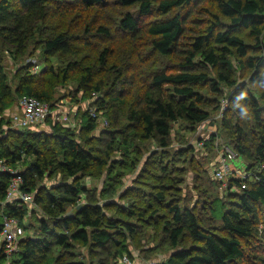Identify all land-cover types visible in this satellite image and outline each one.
I'll return each mask as SVG.
<instances>
[{"label": "trees", "instance_id": "trees-1", "mask_svg": "<svg viewBox=\"0 0 264 264\" xmlns=\"http://www.w3.org/2000/svg\"><path fill=\"white\" fill-rule=\"evenodd\" d=\"M54 1L0 0V132L3 137L0 139V158L20 171L24 178L23 191L33 193L35 203L49 217V221L42 223V236L22 238L18 250L11 257L6 256L5 247L1 246L0 264H63L61 258H55L51 253L56 248L69 249L75 241L83 245L95 243L102 248L113 242L118 245L116 255L119 258L124 255L130 257L127 240H118L114 233L119 227L118 221L106 219L99 203L93 202L90 189L81 182L85 177H96L97 173L103 172L110 156L107 153L105 158L99 146L95 145L92 134L98 124L89 109L97 111L99 106L101 110H108L114 102L124 103L125 96L137 85L140 93L128 116L130 127L137 131L134 138L151 140L168 148L175 122L183 121L196 131L199 125L211 119L212 112L200 106L203 97L195 88L207 83L219 97L225 96L224 88L236 89L223 98L227 97L231 104L241 100L248 105L253 127L260 135L250 143L245 139L243 127H236L239 135L232 148L245 163L248 176L244 180L231 179L229 188L238 189V192L229 194L232 201L226 203V200L218 199L225 205L218 226L205 227L194 210L181 208L172 201L166 202L165 190L171 184L149 185L158 189L155 195L157 202L166 205L168 216L163 217L167 219L163 231L175 249L168 261L162 264H264V214L261 212L264 209V0H118L122 7L138 9L137 14L126 12L121 18V31L133 40L148 34L154 52L178 61L176 68H160L154 72H130L134 70L129 55L126 60L128 49H124L123 59L112 63L114 53L109 47L102 50L97 66H82L84 61L78 58L70 59L65 66L58 68L47 64L50 57L58 54L78 55L74 44L90 35L89 28L81 34L68 30L56 32L46 26L48 7ZM74 1L85 9L106 5L105 0ZM205 1L215 3L218 12L229 22L225 25L216 16L217 20L204 32L190 35L189 19ZM154 13L159 18L148 24L141 21V18ZM241 29L250 30L257 41L255 46H249L239 36ZM97 33L111 36L104 26H99ZM32 41L36 51L47 57L42 61L49 66L40 73L31 72L30 63L7 70V66L1 63L2 59L8 56L14 64L18 63L28 55ZM252 49H259V53L250 54ZM234 51L241 57V65L254 70L250 82L263 87L260 93L262 101L247 86L237 88L230 58ZM207 68L214 71L215 78L205 72ZM75 72L78 73V93H85L83 98L87 93L97 97V102L94 101L96 108L91 105L82 115L79 139L72 129L60 122L52 123V133L24 131L28 128L5 130L4 114L14 106L17 98L34 97L54 108L52 103L57 88L67 85ZM221 124L226 131L233 126L227 111ZM126 134L125 130L119 132V135H124L121 137L114 133L108 147L113 148L114 142H118L130 155L134 145ZM219 137L212 135L202 142L206 152ZM188 145L179 151L196 149L195 145ZM147 163L139 177L134 179L135 184L140 185L142 177L149 174ZM19 164L25 165L24 170L19 169ZM130 164L135 162L132 160ZM166 170V167L162 168L163 172ZM47 172L60 174L68 181L52 188L40 186ZM9 178V174L0 175V200L3 202L0 204V231L4 215L16 218L25 231L24 221L31 207L19 199L4 201ZM83 195L85 201H82ZM215 201L217 199L211 205L209 218L213 222L218 221ZM79 205H82L81 209H78ZM68 207L74 208L75 212L68 211ZM156 212L151 213L152 217ZM135 214L130 211V215ZM138 215H141L139 221H143L144 215ZM124 228L131 235L137 233L131 222H124ZM185 237L192 242L189 247H181Z\"/></svg>", "mask_w": 264, "mask_h": 264}, {"label": "rangeland", "instance_id": "rangeland-1", "mask_svg": "<svg viewBox=\"0 0 264 264\" xmlns=\"http://www.w3.org/2000/svg\"><path fill=\"white\" fill-rule=\"evenodd\" d=\"M105 1L106 5L104 7L91 9H85L74 0H55L49 5V17L45 22L46 26L48 25L55 29L56 32L68 30L81 34L86 28H89L90 35L84 41L74 44L78 55L58 54L50 57V61L47 64H52L55 68H58L65 66L68 60L78 58L81 62L84 61L82 66H97L102 50L109 47L114 53V57L111 60L112 63H117L119 59H123V51L128 49L126 60L128 61L129 55L131 66H133L132 70H134L130 72H154L160 68L167 70L176 68L178 61L175 58L171 56L161 57L152 50L151 37L148 34L133 40L130 35L121 31L119 26L121 18L126 12L137 14V8L122 7L119 5L118 0ZM198 10L194 11L195 13L189 19L188 29L190 30L188 34L190 35L194 36L200 34L199 32H204L209 24L217 20L216 16L225 25L229 22L227 18L218 12L216 4L213 2L205 1L201 3ZM157 18H159L158 14L154 13L141 18V21L148 24ZM99 26L107 27L111 32V36L98 35L97 28ZM239 36L251 47L257 44L250 30L241 29ZM257 50L259 49H252L250 54H258L259 51ZM28 51V55L16 64L8 56L4 57L1 63L6 65L9 71L30 63L32 64L31 72L33 73H40V71L49 66L43 63L42 59L47 60V57H42L41 53L39 54V50L36 51L34 41H32ZM230 58L233 62L234 79L238 82L237 88L247 86L249 91L262 101L260 93L263 87L250 82V75L254 70L241 65V57L235 51ZM141 63L142 65L139 66ZM205 72H208L211 78H215L213 70L207 68ZM77 79L78 73L75 72L67 85L57 88L53 99L54 103H52L55 105L54 108L58 109L55 115L51 116L42 126L35 129H24V131L30 132L34 130L52 133V122L57 121L72 129L79 139V134L82 130V115L91 108V105L96 108L94 101L97 102V97L94 94L90 95V93H87V97L83 98L85 93H78L77 91ZM124 88H127V86H124ZM138 88L137 85L132 88V91L125 96L124 103L117 101L114 102V105H111L109 102L108 110H101L99 106H97L99 110L97 109L96 111L94 109L98 116V127L92 136L94 137L95 145L99 146L100 153L105 158L107 153L110 155L109 162L103 172L97 173L96 177H85L81 179V182L90 189L93 202L99 203L106 219L112 218L118 221L119 227L114 233L118 240H127V248L134 263L162 264L168 261L175 249L168 242L166 233L163 231L167 220L166 218L163 219V217L168 216L166 205L157 202L155 195L158 189L149 185L165 183L167 186L171 184L165 190L166 202L172 201L181 208L194 210L202 219L205 227H212L213 224L218 226L225 211V205L218 199L226 200L225 202L228 203L232 201V198H228L229 194L238 192V189L229 188L232 178L226 179L225 182L217 181L211 170V165L215 161L217 154L223 150L225 152L230 150L236 153L232 145L239 135L236 129L237 126L241 125L243 127L246 135L245 139H248L250 143L256 141L260 133L253 127V121L250 118L252 112L248 105L241 100L231 104L227 97L223 98L234 93L236 89L224 88L225 96L219 97L212 91L211 84L207 83L197 85L195 88L201 92L203 97V103L200 106L210 110L212 116L210 120L199 125L196 131L195 129H193L194 131L190 129L183 121L175 122L172 127L171 142L168 148L160 147L151 140L135 139L134 136L137 131L130 127L128 116L134 102L138 99L137 96L140 93ZM103 95L101 94V96ZM18 103L19 98L16 99L12 109L7 110L4 114L6 131L11 129L19 130V128L12 127L11 123V116L13 112L18 110ZM226 111L233 124L229 131L222 129L221 124L222 116ZM116 119H118L117 122H115ZM124 130L127 131L126 136L129 137L131 144L134 145L129 151L130 155L125 153L124 148L118 142H114L113 148L108 147V143L113 139L114 133L117 137H121L124 135H119V132ZM140 133L139 131L138 134ZM212 135H220V137L214 140L211 149H207L206 152L202 142L209 140ZM1 138L3 137L0 132ZM198 140L200 141L198 142ZM188 144L195 145L196 149L186 152L179 151L182 147L187 148L186 145L189 146ZM132 160L135 162L134 165L130 164ZM146 163L150 167H148L149 174L144 175L139 183L140 185H137L134 183V179L139 177ZM236 166L240 169H245L241 161H236ZM163 167L167 168L166 172L162 171ZM24 168L25 165L19 164L20 170H24ZM64 181H68V179H65L60 174L47 172L41 180L40 186L52 188ZM137 188H140L141 191L138 192ZM125 193H128L124 195L126 197H122ZM84 199L83 195L82 201H85ZM215 199L217 201H215L214 209L219 222L209 220L211 218V205ZM30 209V213L24 221V237L39 238L43 234L42 223L49 221V217L37 204L36 206H31ZM67 210L75 212L72 207H68ZM131 210L136 213L134 216L130 215ZM261 210L262 214H264V209ZM155 212L156 214H153L152 217L151 213ZM138 214L144 215L143 221H139L138 218L141 215ZM124 222H131L137 233L131 235L124 228ZM191 243L185 237L181 247H189ZM117 247L118 245L113 242L102 248L95 243L83 245L80 241H75L69 249L56 248L51 255L55 258H61V263L63 264H119L120 258L116 255ZM239 264L249 263L241 262Z\"/></svg>", "mask_w": 264, "mask_h": 264}, {"label": "built area", "instance_id": "built-area-1", "mask_svg": "<svg viewBox=\"0 0 264 264\" xmlns=\"http://www.w3.org/2000/svg\"><path fill=\"white\" fill-rule=\"evenodd\" d=\"M56 110L58 109L53 108L48 102L41 101L34 97L23 96L19 99L18 111L11 116L12 127L38 128L45 124L51 116L55 115ZM89 112L90 115L97 120L98 116L96 111L90 109ZM55 123H57V121H55ZM236 161H241L245 169L238 168L236 166ZM211 170L215 179L219 182H225L226 179L230 178L244 180L248 176L245 163L236 153L230 150H227L226 152L223 150L217 154L215 161L211 165ZM1 174L10 175L4 201L12 202L15 199H19L21 203H26L30 207L36 206L34 194L25 192L22 189L24 178L20 171L12 168L2 158H0V175ZM243 187H245L244 184ZM0 204H3L1 200ZM24 236L25 231L20 226L17 219L4 215L0 231V247H5L4 252L8 258L18 250V244ZM119 264L135 263L131 257L124 255L120 257Z\"/></svg>", "mask_w": 264, "mask_h": 264}, {"label": "crops", "instance_id": "crops-1", "mask_svg": "<svg viewBox=\"0 0 264 264\" xmlns=\"http://www.w3.org/2000/svg\"><path fill=\"white\" fill-rule=\"evenodd\" d=\"M11 109H12V108H10L9 110H11ZM17 111H18V110H17ZM17 111H16V112H17ZM13 113H15V112H13ZM81 120H82V119H81ZM52 123L55 124V122H52ZM0 240H1V238H0Z\"/></svg>", "mask_w": 264, "mask_h": 264}, {"label": "water", "instance_id": "water-1", "mask_svg": "<svg viewBox=\"0 0 264 264\" xmlns=\"http://www.w3.org/2000/svg\"><path fill=\"white\" fill-rule=\"evenodd\" d=\"M81 207H82V205H79V206H78V209H81Z\"/></svg>", "mask_w": 264, "mask_h": 264}, {"label": "bare ground", "instance_id": "bare-ground-1", "mask_svg": "<svg viewBox=\"0 0 264 264\" xmlns=\"http://www.w3.org/2000/svg\"><path fill=\"white\" fill-rule=\"evenodd\" d=\"M215 136V135H214Z\"/></svg>", "mask_w": 264, "mask_h": 264}]
</instances>
